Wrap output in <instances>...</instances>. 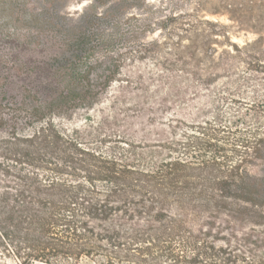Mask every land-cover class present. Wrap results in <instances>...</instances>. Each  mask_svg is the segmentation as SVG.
I'll list each match as a JSON object with an SVG mask.
<instances>
[{"label":"trees","instance_id":"16d2710c","mask_svg":"<svg viewBox=\"0 0 264 264\" xmlns=\"http://www.w3.org/2000/svg\"><path fill=\"white\" fill-rule=\"evenodd\" d=\"M64 1L0 0V264H264V0Z\"/></svg>","mask_w":264,"mask_h":264},{"label":"rangeland","instance_id":"374dc122","mask_svg":"<svg viewBox=\"0 0 264 264\" xmlns=\"http://www.w3.org/2000/svg\"><path fill=\"white\" fill-rule=\"evenodd\" d=\"M151 2H154L155 4H158V0H149ZM181 1V2H180ZM91 3V0H65L63 5H62V12L73 17H77L84 8ZM175 4H178L180 9H184L185 11H191L193 7H195V2L194 0H177ZM211 4H205L204 10L201 11L202 15H205L206 18L212 19V20H218L224 23H230V21L227 20L225 15H215L211 14ZM159 31L156 32L154 35H150L147 39L151 40L152 38L158 37ZM254 35L252 33H246L244 31H240L239 33H236L233 35V40L237 41L239 43H243L245 39L247 38H253ZM149 63V61H144V63H139V64H146ZM80 115L75 116V121L78 120V117ZM72 123L74 122L73 120L71 121ZM66 124L69 126L72 124L70 121H65ZM31 264H61V263H46L42 261H32ZM83 264H94L91 260L85 259L83 261Z\"/></svg>","mask_w":264,"mask_h":264}]
</instances>
